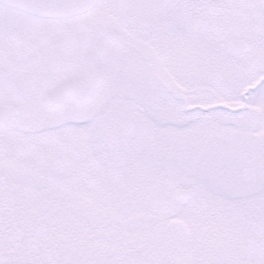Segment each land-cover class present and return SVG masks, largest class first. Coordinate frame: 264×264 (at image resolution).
Wrapping results in <instances>:
<instances>
[{"label": "snow or ice", "instance_id": "obj_1", "mask_svg": "<svg viewBox=\"0 0 264 264\" xmlns=\"http://www.w3.org/2000/svg\"><path fill=\"white\" fill-rule=\"evenodd\" d=\"M0 264H264V0H0Z\"/></svg>", "mask_w": 264, "mask_h": 264}]
</instances>
